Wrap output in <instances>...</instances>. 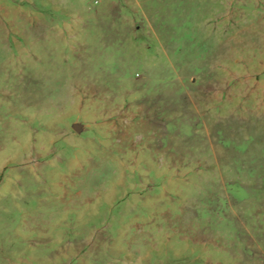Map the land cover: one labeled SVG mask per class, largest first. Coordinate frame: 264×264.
<instances>
[{
  "label": "rangeland",
  "instance_id": "rangeland-1",
  "mask_svg": "<svg viewBox=\"0 0 264 264\" xmlns=\"http://www.w3.org/2000/svg\"><path fill=\"white\" fill-rule=\"evenodd\" d=\"M0 264H264V0H0Z\"/></svg>",
  "mask_w": 264,
  "mask_h": 264
},
{
  "label": "water",
  "instance_id": "water-1",
  "mask_svg": "<svg viewBox=\"0 0 264 264\" xmlns=\"http://www.w3.org/2000/svg\"><path fill=\"white\" fill-rule=\"evenodd\" d=\"M73 129H74L75 131L79 132V131H80V125H79V124H74V125H73Z\"/></svg>",
  "mask_w": 264,
  "mask_h": 264
}]
</instances>
